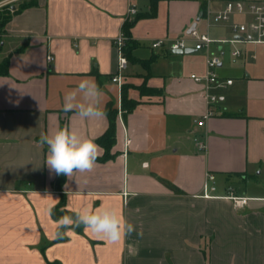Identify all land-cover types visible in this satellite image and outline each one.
I'll return each mask as SVG.
<instances>
[{"label":"crops","instance_id":"1","mask_svg":"<svg viewBox=\"0 0 264 264\" xmlns=\"http://www.w3.org/2000/svg\"><path fill=\"white\" fill-rule=\"evenodd\" d=\"M5 2L0 13L35 5L13 14L0 51V60L10 56L0 75V264H264V46L212 43L223 57L216 72L233 82L210 89L216 113L200 125L206 89L191 75L206 73V52L192 41L189 53L169 45L193 24L198 30L209 0H158L155 12L151 0H133L131 16L129 0ZM237 16L201 33L237 36L233 23L246 20ZM128 21L133 43L123 84L143 86L127 87L138 104L124 115L122 86L112 77L115 40ZM161 38L166 44L153 48ZM235 48L241 56L232 55ZM85 78L102 89L104 109L117 110L116 137L107 159L60 184L45 164L41 134L68 127L99 146L98 158L105 153L98 139L108 114L84 119L63 111L64 94ZM232 196L249 201L237 208ZM101 206L135 230L109 244L81 226L62 229L57 241L54 208Z\"/></svg>","mask_w":264,"mask_h":264},{"label":"clouds","instance_id":"2","mask_svg":"<svg viewBox=\"0 0 264 264\" xmlns=\"http://www.w3.org/2000/svg\"><path fill=\"white\" fill-rule=\"evenodd\" d=\"M102 97V89L92 78H85L64 94L63 111L74 112L84 119L103 118L106 111ZM40 144L47 145L45 164L50 174L57 176L70 178L75 173L91 172L99 156V146L91 138L82 137L68 127L59 128L51 135L41 134ZM81 226L109 244H118L135 230L115 209L101 206L85 207L73 215L60 217L56 221V234L61 235V229L74 230Z\"/></svg>","mask_w":264,"mask_h":264},{"label":"built area","instance_id":"3","mask_svg":"<svg viewBox=\"0 0 264 264\" xmlns=\"http://www.w3.org/2000/svg\"><path fill=\"white\" fill-rule=\"evenodd\" d=\"M18 0H6L5 4H10ZM137 13L136 4L133 0H129L128 6V16ZM233 15H241L246 18L241 22L233 23V31L237 36H233L230 39H213L208 33H200L196 28L191 30L186 37H179L174 39L170 45L169 49L174 50H186L189 48V42H194V48L196 50L204 49L206 52V73L203 75L192 74L191 78L200 84H204L206 89V100L208 103V109L205 114L202 115L201 119L198 121L200 125H203L206 120L216 113V109L213 104L218 101V96L212 92L210 89L215 86H225L226 84H232L233 79H223L221 78L216 69L222 64L223 57L222 54H216L212 51V43H217L218 45H223L226 42L236 44V43H250L255 45L264 46V0H229L226 2L224 8L221 10L209 13V22H226L229 21ZM166 39H157L152 43L153 48H158L166 44ZM126 42V36L124 33L120 34L116 40L115 45L118 49V71L112 80L117 82L120 86L123 84V72L128 64V59L124 53V45ZM234 57H239L242 55L241 49L235 48L232 51ZM256 58V54L251 55ZM52 56L48 55V60H51ZM129 142V139L127 140ZM201 148H204V144H200ZM209 180H213L214 176L209 175ZM209 183L206 182L205 190L208 191ZM214 188V187H213ZM235 207H243L249 201L246 196H232Z\"/></svg>","mask_w":264,"mask_h":264},{"label":"trees","instance_id":"4","mask_svg":"<svg viewBox=\"0 0 264 264\" xmlns=\"http://www.w3.org/2000/svg\"><path fill=\"white\" fill-rule=\"evenodd\" d=\"M158 0H151L152 4V10L155 12L157 7ZM35 5V2H29V3H23L20 5L16 10H11V5H7L4 7V9L0 13V51L4 47V34H5V27L7 23L11 20L14 13H17L29 6ZM203 12L201 15L204 14L205 9V3L202 4ZM134 24V21H128L123 25V33L126 36V43L124 45V53L127 57V59H131V54L129 52V45L133 43V40L131 38V28ZM9 60L10 56L7 55L3 57V59L0 60V75H6L9 72ZM138 104V101L129 97L127 93V87L122 84V109L124 115L131 112L135 106ZM106 113L109 116L110 124L106 132L98 139V142L102 144L105 148V153L102 157L98 158L100 160L107 159L110 156L109 149L113 145L116 137V116H117V110L114 109L112 106H108L106 108ZM64 175H60V184L64 180ZM63 206V204L60 205V207ZM74 212L69 211L65 208H54L52 210V215L54 218L59 219L60 217L64 215H73ZM61 235L57 237V241H60L64 239V234L62 232V229L60 230Z\"/></svg>","mask_w":264,"mask_h":264},{"label":"rangeland","instance_id":"5","mask_svg":"<svg viewBox=\"0 0 264 264\" xmlns=\"http://www.w3.org/2000/svg\"><path fill=\"white\" fill-rule=\"evenodd\" d=\"M209 2H210V6H209V8H208V11H209V13H214V12H217V11H219V10H221V9H217V2H218V0H209ZM240 17L239 16H237V15H233L232 16V19H239ZM208 24H209V16H208V13H207V15L206 16H204L201 20H200V23H199V25H198V30H199V32L201 33V32H205L206 31V29H207V27H208ZM218 24H220V22H215V21H212L211 22V29H213V27H215V26H219ZM228 48V47H227ZM126 87H137V88H140V87H142L143 86V84H141V85H135V84H132V83H128V84H126L125 85Z\"/></svg>","mask_w":264,"mask_h":264},{"label":"water","instance_id":"6","mask_svg":"<svg viewBox=\"0 0 264 264\" xmlns=\"http://www.w3.org/2000/svg\"><path fill=\"white\" fill-rule=\"evenodd\" d=\"M200 19V18H199ZM196 28V23L195 24H193V26L190 28V30H189V32L191 31V30H193V29H195ZM192 50H190V49H186V50H174L173 52L174 53H177V54H182V53H189V52H191Z\"/></svg>","mask_w":264,"mask_h":264}]
</instances>
